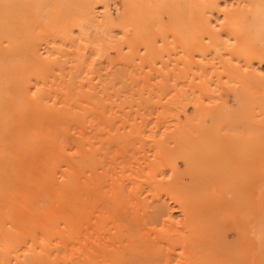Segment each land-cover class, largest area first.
<instances>
[{
	"label": "bare ground",
	"instance_id": "1",
	"mask_svg": "<svg viewBox=\"0 0 264 264\" xmlns=\"http://www.w3.org/2000/svg\"><path fill=\"white\" fill-rule=\"evenodd\" d=\"M121 74L134 82L142 80V85L157 78L166 90L178 89L181 86L176 88L175 83L189 76L192 81L200 78L199 86L196 79L195 83L190 79L184 83H192L188 88L199 91L195 101L180 90H174L175 95L171 92L167 102L157 100L163 104V110L158 113L157 108L154 113L163 121L168 119L166 123L170 116L176 121L174 130L169 128V136L158 138L154 132L148 134L143 129L147 126L138 121H134L135 126L133 121L130 123V131L124 127L120 137L116 135L128 150L134 146L130 152L135 151L137 142L143 145L150 141L156 148L152 156L137 148V156H141L137 157L136 169L130 168V177L129 172L123 174V168L119 174L121 165L113 164L115 170L107 162L114 170L107 168L110 166L105 162L104 148L112 143L110 134V141L103 140L108 143H104V151L96 150L95 121L103 112L98 110L101 105L98 106L97 83L106 86L107 80L114 84L121 79L125 85L127 77L122 79ZM214 77L219 86L226 82L224 90L242 91L233 94L243 107L230 106L223 100L227 111L216 109L208 87L215 83ZM129 85L125 87L128 89ZM116 101L108 105L134 104L133 100L130 104ZM238 108L245 113L242 115L241 110L239 114L244 119L240 117L239 121L247 120L249 124L252 117L251 128L248 127L249 133H253V154L247 156H253L248 160L251 177L246 175L247 166L243 172V168L236 169L233 164L230 168L234 169H230L229 163L226 172L222 161L225 158L220 159L226 148L231 157L243 146L239 141L245 139L243 144L249 143V128L243 129L245 138L235 141V135L241 132L233 128L240 116L236 117ZM179 109L185 110V124L179 118ZM130 113L134 115L132 110ZM128 118L130 115L125 116L123 124L125 120L129 124ZM190 120L192 123H187ZM203 122H209L208 128ZM221 127L222 131L225 127L237 132H222ZM124 131L129 132L125 135ZM221 132L230 136L226 148H222L221 142L226 135L222 139ZM245 145L248 151H243L247 153ZM221 148L224 151H219ZM122 149L126 150L120 147L118 152ZM122 151L113 156L122 157ZM99 153L105 155L104 161ZM206 153L211 158H206ZM177 155L184 157L185 170L176 163ZM207 159L212 163L219 159L222 165L217 164L225 166L222 170L228 176L224 177L221 169L217 171L216 163V170L208 167ZM236 170L241 171H237L239 179L242 173L247 176L241 178L243 185L242 181H235ZM125 178L130 180L129 184ZM167 198L179 205L185 221L174 218ZM237 203H241L239 210ZM219 210L226 215L229 210L228 215L223 218ZM247 210L263 223L249 215L246 219L263 228L264 0H0V264H239V242L235 241L237 237L229 240L223 232L226 226L222 218L235 214V220L230 218L235 223L238 213L245 214ZM235 227L230 230L237 231L240 226ZM249 247L247 244L245 249H252Z\"/></svg>",
	"mask_w": 264,
	"mask_h": 264
},
{
	"label": "rangeland",
	"instance_id": "2",
	"mask_svg": "<svg viewBox=\"0 0 264 264\" xmlns=\"http://www.w3.org/2000/svg\"><path fill=\"white\" fill-rule=\"evenodd\" d=\"M229 2H235L236 0H228ZM122 75V74H121ZM121 75H119V77L121 78L122 77V79H125L127 76H121ZM107 75H103V78H105ZM118 76V75H117ZM197 76V75H196ZM108 77V76H107ZM109 77H112V76H109ZM190 78H191V76H189ZM192 77H194V76H192ZM118 78V77H117ZM190 78H186V79H184V81H183V83H181L182 81L180 80L179 81V83L177 84V83H175V87L176 88H178L179 86H181V87H179L178 89H176V90H180V91H182V93H184L188 98H189V96L188 95H190V98L192 99L193 98V100L194 99H196L195 97H197L196 95H199V91L197 90V88L195 89V91L197 92H195L194 91V89L193 88H188V86L187 85H189V84H192L193 83V81L196 79V81H197V86H199V82L198 81H200V78L199 77H196L195 79L194 78H192L193 79V81L190 79ZM217 77H214L213 79H214V81H215V83L213 84V83H211L208 87H209V91H211L212 92V94H213V98L211 97V99L214 101V103H216V109H219L220 111H227V108H223V104L221 103V101H227L228 102V105H230V106H232V105H234L235 106V104L238 106V105H240V106H242L241 104H238V102H236V95H234L233 93H236V92H238L239 91V93H238V95L239 94H241L242 93V91L240 90V89H234V90H237V91H234V90H228V89H226V90H224V88L222 87V86H225V83L226 82H222V81H220V83L222 82V84H220V86H219V81L216 79ZM119 79V78H118ZM117 79V80H118ZM130 79H131V81H132V83H131V81H130ZM187 79H190V82L192 81V83H187L186 85L184 84L185 82H188V81H186ZM125 80H128V81H126V83H125V85H126V87H127V85H133V86H130L129 85V88H131V87H133V88H135V89H137V90H135L134 89V91H133V89H127L126 87H125V85H124V83H122V82H125V81H122L121 79H120V81L118 80V81H113L114 82V84H118V85H114L113 83H112V81L111 82H108V80H107V82H106V86L105 85H103V83H100L99 84V82L97 83V89L98 90H96L97 91V99L99 100V102L98 103H100V104H98V106L100 107V105H101V109H98V110H100L101 112H102V110H103V112L102 113H100V111L98 112V113H100L98 116H97V120L95 121V123H96V126H95V132H96V150L98 151H100V152H102V150H103V146L105 145L104 143H107V142H104V141H106V140H104V139H107L108 141H110L111 139H112V141H110L109 143H111V144H109V147L111 146V147H115V149H117V150H114V149H111V147H110V149H108L109 147H107V148H104V152L106 153H102V154H105L107 157H105L106 158V160H107V158H110L109 160H105V158H104V156L105 155H102L101 153H99V157H103L104 159L102 160L101 158H99V159H101L102 161H104L105 160V162H106V164H107V166H110V165H112V166H120L118 169L120 170V169H122L124 172H123V174L125 173V174H127V172H129L128 173V176L127 177H130L129 176V174H130V171H132V169H130V168H135L136 169V166L138 165V161H137V157L138 156H141V155H138L137 156V153L138 154H140L139 153V151H137V148H139V150L140 151H142V148H143V151H145L146 153H148V154H150L149 156H152L154 153H155V151H156V148H155V146L154 145H152V144H154V143H151L150 141H146V142H144L143 143V145L142 144H139V142H137L136 144H135V151H132L133 152V154H132V152H130L133 148H134V146H133V148H129V150L127 149L128 147H124V146H122V145H124V144H122L123 143V141H120V140H118L117 139V137H116V135L117 134H119V137H120V135H121V131L120 130H124V127L127 129V130H129V128H130V126H132L131 124H133V123H135L136 121H138V123L140 124V125H142L143 123V127L144 126H147V127H144L143 129H146V132L149 134V132L151 133H155L156 135H157V137L158 138H163L164 136H169L170 134H169V128H170V130H174V128L176 127V121L175 122H173V120H174V118H173V116H170V117H168L169 118V120H170V118H171V120H170V122H167L166 123V120H168V119H166V118H164V121H163V119L161 120L160 118H159V114L157 115L156 113H157V111L159 110V112L158 113H160V111L162 112V110H163V104H161L160 102H158L157 100H161V98H162V103H164V102H167L168 101V99L170 98L171 99V94L174 92V90H175V88L173 87L172 89H173V91H171V90H166V89H163L158 83H157V78L155 79V78H151L150 79V83L149 84H144L143 83V85H142V80H140V81H133V79L132 78H129L128 79V77H127V79H125ZM154 80L156 81V83H154ZM218 82H217V81ZM196 81H194V83L196 82ZM212 81V80H211ZM223 81H224V79H223ZM105 82H104V84H105ZM130 82V83H129ZM141 82V83H140ZM144 82V81H143ZM175 82V81H174ZM213 82V81H212ZM110 83H112V87H115V88H118V89H120L121 88V91H120V95H119V91H114V90H118V89H115V88H112L111 87V84ZM127 83H129V84H127ZM140 83V84H139ZM216 83H218V86L216 85ZM119 84H120V86H119ZM156 84V85H155ZM180 84V85H179ZM224 84V85H223ZM230 83H227L226 85H229ZM114 85V86H113ZM138 85V86H137ZM151 87H150V86ZM154 87H153V86ZM195 84H193V86H194ZM136 86V87H135ZM143 86V87H142ZM159 86V87H158ZM184 86V87H183ZM196 86V87H197ZM100 87H101V89H100ZM103 87H105V88H103ZM108 87V88H107ZM111 87V88H110ZM138 87V88H137ZM147 87L149 88V89H147ZM160 87L162 88V90H164V91H161V89H160ZM185 87H187L186 89H184ZM195 87V86H194ZM126 88V89H125ZM199 88V87H198ZM219 88V89H218ZM103 89H108V91H104ZM193 89V90H192ZM100 90V91H99ZM112 90V91H111ZM127 90H128V92H127ZM130 90V91H129ZM155 90V91H154ZM157 90V91H156ZM175 90V92H177ZM186 90H188V91H186ZM192 90V91H191ZM221 90V91H220ZM123 91H125L124 92V94H125V96H127L126 98L127 99H125V96H123L124 94H123ZM135 91H137V92H135ZM161 93H160V92ZM167 92V94H166V96L164 95V93H162V92ZM170 91V92H169ZM194 91V92H193ZM234 91V92H233ZM240 91H241V93H240ZM102 93V95H101V93ZM105 92H107L106 94H105ZM112 93L113 95H111L110 93ZM117 92V95L115 94ZM135 92V93H134ZM156 92H157V94L159 95L158 96V98H157V94H156ZM172 92V93H171ZM174 92V93H175ZM100 93V94H99ZM133 93V95H130V94H132ZM136 93H137V95H136ZM160 93V94H159ZM170 93V94H169ZM173 93V94H174ZM189 93V94H188ZM193 93V94H192ZM195 93V94H194ZM215 93V94H214ZM108 94H110L111 95V97L110 96H108ZM126 94H128V95H126ZM142 94V95H141ZM156 94V95H155ZM162 94V96L160 97V95ZM176 94V93H175ZM174 94V95H175ZM227 94V95H226ZM130 95V96H129ZM135 95V96H134ZM141 95V96H140ZM144 95V96H143ZM192 95H193V97H192ZM195 95V96H194ZM119 96L123 99H120L119 98ZM132 96V97H131ZM156 96V97H155ZM168 96V97H167ZM173 96V95H172ZM230 96V97H229ZM124 97V98H123ZM129 97V98H128ZM135 97H137V98H135ZM139 97V98H138ZM221 97V98H220ZM109 98V99H108ZM117 100L116 101V103H120V101H121V104H124L123 103V101L125 102V104H127L128 103V101H129V104H130V100H133V102H134V104H132V106L131 105H128L127 104V106H125V107H120L119 105H108L109 104V100H111V102H110V104L111 103H115V99ZM131 98V99H130ZM133 98V99H132ZM134 98H135V100L137 101V103L135 104V100H134ZM145 98H146V100H145ZM166 98H168V99H166ZM216 98V99H215ZM107 99H108V101H107ZM112 99H114V101L112 100ZM140 99V100H139ZM154 99V100H153ZM164 99L166 100V101H164ZM169 99V100H170ZM220 99V100H219ZM228 99V100H227ZM126 100H127V102H126ZM215 100H217L216 102H215ZM107 101V102H106ZM154 101H155V103H154ZM195 101V100H194ZM208 100H206L205 102H207ZM223 101V102H224ZM149 102V103H148ZM244 102V101H243ZM239 103H242V101H239ZM146 104H147V106H146ZM152 104V105H151ZM156 106H154V105ZM156 104H158V106L156 105ZM161 104V105H160ZM104 107H103V106ZM136 105H139L140 107H143V109L141 108L140 109V107L138 106H136ZM151 105V106H150ZM219 105H220V107H219ZM109 107V109H111V110H109V109H107L108 107ZM120 107V109H119V107ZM122 106V105H121ZM124 106V105H123ZM129 106H131V108L129 107ZM134 106V107H133ZM154 106V107H153ZM160 106V107H159ZM244 106H246V105H244ZM107 107V108H106ZM114 107V108H113ZM116 107V108H115ZM149 107V108H148ZM154 109H152V108ZM243 107V106H242ZM112 108H113V111H112ZM117 108L119 109L118 111H117ZM121 108H124L125 109V111H124V109H121ZM127 108H128V110H127ZM135 108V109H134ZM148 108V109H147ZM157 108H158V110H157ZM162 108V109H161ZM179 108H181V107H179ZM249 108H251V107H249ZM135 111H134V110ZM136 109H140V111L138 110V112H139V114L141 113V115L143 116H140L139 114H138V112H137V110ZM225 109V110H224ZM122 110V111H121ZM130 110H132V113H134V115L133 114H131L130 113ZM156 110V111H155ZM184 110V109H183ZM183 110H181V109H179L178 111H180V112H178V114H179V118H181L182 119V121H184V120H186L187 118L185 117L186 116V113L183 111ZM239 108H238V115H236V117H238L240 114H241V110H240V112H239ZM251 109H249V112H250V116H251V111H250ZM112 113H111V112ZM117 111V112H116ZM127 111H128V113H127ZM146 111V112H145ZM147 111H149V112H147ZM154 111L156 112V113H154ZM225 111V112H226ZM110 112V113H109ZM121 112V113H120ZM123 112V113H122ZM242 112H243V114L242 115H244L245 113H244V110H242ZM107 113L109 114V116L107 115ZM114 113V114H113ZM125 113H127V114H125ZM147 113V114H146ZM169 113V112H168ZM170 113H172V112H170ZM240 113V114H239ZM104 114V115H103ZM121 114V115H120ZM122 114L124 115V116H122ZM135 114H136V117H133V116H135ZM185 114V115H184ZM103 115V116H102ZM106 115H107V118H106ZM112 115H114V116H112ZM129 115H130V119L128 118L127 120H130V121H128L129 122V124L127 123V121L125 120V122H126V124H123V120L125 119V116L126 117H129ZM132 115V116H131ZM139 117H138V116ZM156 115V116H155ZM100 116H102V118L100 117ZM122 116L124 119L123 120H121V118L120 117ZM149 116V117H148ZM153 116V117H152ZM103 117H105L104 119H103ZM111 117V118H110ZM114 117V118H113ZM131 117H133L132 118V120H131ZM240 117H242L243 118V116H239L237 119H238V123L236 124L237 126H235V124H233V128L235 129V130H238V131H244V133H241V132H237V134L239 135L240 134V136L242 135V137H240V136H238L237 134L235 135V137L237 136V138L235 139V141L236 140H238L239 141V138H245V137H243V136H245L246 134H245V130L247 129V128H249L248 126H250L251 125V123H252V121H250L251 120V118L252 117H249L250 119H249V124L247 123V118L245 119L246 121H244L243 120V122H246L247 124H245V123H243L242 121H239L240 119ZM101 118V119H100ZM110 118V119H109ZM134 118H136L135 120H134ZM150 121V123H149V121H147V119ZM107 119V120H106ZM115 119H117V120H115ZM244 119V118H243ZM105 122H103V121ZM109 120H111V121H109ZM143 120V121H142ZM155 120V122H153ZM188 120V119H187ZM98 121H100L101 123H102V125H101V123L99 124L100 126H101V128H100V126L98 125ZM108 121V122H107ZM115 121H117V122H115ZM123 121V122H122ZM132 121H133V123H132ZM135 121V122H134ZM142 121V122H141ZM181 121V122H182ZM191 121V122H190ZM189 122H187V123H192V120H190ZM98 122V123H97ZM110 122V123H109ZM112 122H115V123H112ZM160 124H163L164 125V128L162 127L163 125H160ZM185 122L186 121H184V123L183 124H185ZM195 122V121H194ZM106 123H108V125L106 124ZM118 123V124H117ZM186 123V124H187ZM105 124H106V126H105ZM116 124V126H119L120 125V127H121V129H120V127H116V126H114ZM128 124V125H127ZM172 124V125H171ZM190 124H188L189 126H191ZM203 124L205 125V127H207L208 126V124H209V122H203ZM125 125V126H124ZM136 125V123L135 124H133V126H135ZM157 125V126H156ZM168 125V126H167ZM192 125H195V123H193ZM207 125V126H206ZM246 125V126H245ZM97 126H99V128H100V130H98L97 129ZM107 126H109V127H107ZM111 126V127H110ZM160 126V127H159ZM175 126V127H174ZM173 127V128H172ZM192 127H196V126H192ZM204 127V126H203ZM236 127V128H235ZM104 128H105V130H104ZM111 131H108V129ZM116 128V129H115ZM150 129L149 131H148V129ZM166 128H167V130H166ZM208 128V127H207ZM224 129H223V131L224 130H227L225 127H223ZM229 128V127H228ZM250 128H251V126H250ZM250 128L248 129V133L247 134H249V135H246V139L248 138V136H249V143H245V144H247L248 145V147H249V145L251 146V139H250V136H253V133L252 134H250L249 133V130H250ZM102 129V130H101ZM117 129H119V133H118V130ZM131 129V128H130ZM159 129V130H158ZM231 129V128H230ZM243 129H245V130H243ZM100 131V132H99ZM101 131L103 132V134L104 135H106V136H104L102 133H101ZM105 131H107V132H105ZM126 131V130H125ZM125 131L123 132V134H127L128 132H126L125 133ZM221 131H222V127H221ZM222 131V132H223ZM228 132L227 133H229V134H231V132H234V131H232V130H227ZM253 131V130H252ZM116 132V133H115ZM221 132V135H222V139H224L225 137V135H226V139H224L225 140V142H224V140L223 141H221L222 143H223V146H222V148L224 147V145H225V148L227 147V143H229V141L228 142H226V140H227V138H229L230 136H228L227 137V135L228 134H226V132H225V134H223ZM236 132H234V133H236ZM247 132V131H246ZM106 133H108V134H106ZM114 133V134H113ZM233 133V134H234ZM111 135V139H110V135ZM113 134V135H112ZM244 134V135H243ZM100 136V137H99ZM102 136V137H101ZM104 136V137H103ZM108 136V137H107ZM118 136V135H117ZM124 136V135H123ZM114 137H116V139L118 140V142H117V144L115 143L117 140H115V138ZM101 139H102V141H101ZM104 140V141H103ZM228 140H234L233 138L231 139H228ZM241 140V139H240ZM244 141H245V139H243ZM120 141V142H119ZM244 141H239V142H241L242 144H241V149H239L238 148V151L239 152H237V150L234 152L235 154H234V156H231L230 157V155L228 154V148H226L225 149V151L224 150H222V148L219 150V151H224L223 153H222V156H221V160L222 159H224V160H222L223 161V165H226V168H225V166H219L220 164H221V162L219 163L218 162V160L219 159H216V161H214V163H212L213 161H212V159H213V157H212V159L210 160V161H212V162H209L208 160L209 159H207V162H208V164L210 165V166H208V167H210V168H215V169H213V170H216V167H215V163H216V165H218V168H217V171L218 172H220L219 170L221 169L222 170V167H224L225 168V170L226 169H229L230 167H231V165L233 164V166H234V168L236 167V169H244V170H242L243 172H245V166H247V167H249V169L248 170H246V175L248 176V177H251L250 175H251V173L249 174V170H250V161H248V160H251L250 158H252V157H250L249 159L247 158V156H251V154H253V151L251 150L252 149V146L250 147V148H248L247 147V149H249V152H247V153H245L244 151H248V150H245V147H244V145L245 144H243L244 143ZM97 142H99V144H97ZM101 142V143H100ZM150 142V143H149ZM239 142H234V143H236L235 145H237V144H239ZM246 142V141H245ZM247 142H248V140H247ZM120 143V145H118ZM222 143H220L221 145H222ZM226 143V144H225ZM230 143H232V142H230ZM100 144H102V145H100ZM108 144V143H107ZM106 144V146H108ZM139 144V146L141 147V146H143V147H139V146H137ZM219 144V146H221ZM233 144V143H232ZM114 145V146H113ZM118 145V148H125L127 151H129V152H127L126 150H124V149H122V150H120L119 152H121L122 151V153H121V155H122V157L120 156V158H122V159H124L125 160V162H123L122 161V159L120 160V158L118 157L119 155H120V153L118 152V148L116 147ZM146 145V146H145ZM101 146V147H100ZM126 146V145H125ZM152 146V147H151ZM230 146H231V144H230ZM232 146H234V145H232ZM239 146H240V144H239ZM246 146V145H245ZM145 147H146V149H145ZM229 147V146H228ZM100 148H101V150H100ZM155 148V149H154ZM220 148V147H219ZM106 149H108V150H110V151H112V152H110V151H106ZM145 149V150H144ZM155 151H154V150ZM241 150V151H240ZM244 150V151H243ZM143 151L141 152V153H143ZM153 151H154V153H153ZM158 151V150H157ZM221 151V152H222ZM110 153V157H108L109 156V153ZM137 152V153H136ZM144 152V153H145ZM207 152H210V151H207ZM241 152V153H240ZM242 152H244V156H242ZM251 152V153H250ZM108 153V154H107ZM113 153L115 154V153H119V155H116V157H115V155L113 156ZM129 153H130V156H129ZM211 153V152H210ZM238 153V155L240 154V156L238 157V155H236ZM249 153H250V155H249ZM126 156H125V155ZM208 154V155H207ZM247 154V155H246ZM112 155V156H111ZM134 155V157H132ZM206 155H207V157H206ZM206 155H205V157L206 158H211V156H210V154L209 153H206ZM127 156H129V157H127ZM209 156V157H208ZM219 156V157H220ZM113 159H112V158ZM125 157V158H124ZM178 157H179V159H178ZM204 157V156H203ZM233 157V158H232ZM244 157L246 158V159H244ZM129 158H133L131 161L130 160H128ZM139 158V157H138ZM175 158H176V155H175ZM231 158V159H230ZM111 159H112V161H111ZM119 159V160H118ZM205 159V158H204ZM228 159V161H225V160H227ZM239 160V162H238V160ZM100 160V161H101ZM115 160H116V162H115ZM118 160V161H117ZM127 160V161H126ZM178 162H177V161ZM175 161H176V163H178V166H179V168H181L182 170H185V168H186V161H185V159H184V157H180V155H177V159H176ZM220 160V161H221ZM237 160V161H236ZM245 160V161H244ZM99 162L100 163V165H101V163H103V162ZM121 161L124 163H121ZM132 161H134V162H132ZM185 161V162H184ZM205 161H206V159H205ZM107 162H109L110 163V165H108V163ZM115 162V163H114ZM118 162H120V163H118ZM131 164H130V163ZM247 162V163H246ZM134 163V164H133ZM218 163V164H217ZM229 163H231V164H229ZM105 164V163H104ZM114 164V165H113ZM118 164V165H117ZM126 164V165H125ZM204 165H205V163H203ZM212 164H213V166H212ZM229 164V165H228ZM245 164V165H244ZM99 165V166H100ZM103 165V164H102ZM101 165V166H102ZM129 165H132V167L131 166H129ZM222 165V164H221ZM227 165H228V167H227ZM236 165V166H235ZM112 166H110V167H107V168H110L111 170L113 169V167ZM115 166H114V169L115 170H117L116 168H115ZM124 166V167H123ZM127 166V167H126ZM128 166H129V168H128ZM203 166V165H202ZM206 166V165H205ZM205 166H203L202 168H205ZM232 166V167H233ZM245 167V168H244ZM234 168H230V169H234ZM113 169V170H114ZM112 170V171H113ZM118 170V171H119ZM122 170H120L119 171V174H122ZM127 170V171H126ZM130 170V171H129ZM239 170H236V174L235 175H233V176H235L234 178H235V181L236 180H238V181H236L237 183L238 182H240L241 183V181L243 180H241V178H243V177H247L246 175L244 176L243 175V173L240 175V179H239V176H238V173H237V171L239 172ZM117 171V172H118ZM224 171V169L221 171V172H223ZM229 170H226V172H228ZM225 171L223 172V173H221V174H226V175H224V177L225 176H228L227 175V173H226ZM233 172V171H232ZM239 173H241V171L239 172ZM113 174H115V173H113ZM160 176H161V173H160ZM223 176V175H222ZM236 176H238L237 178H236ZM244 179H246V178H244ZM250 179V178H249ZM125 180L127 181H125L127 184H129V179H126L125 178ZM251 180V179H250ZM244 181V180H243ZM243 181H242V184L241 185H243ZM249 181V180H248ZM240 183H238V184H240ZM249 183H251V182H249ZM240 185V187H242L243 188V186H241ZM238 187V186H237ZM237 190H238V188H237ZM239 193H241L240 191H238ZM194 193V192H193ZM192 193V194H193ZM191 194V195H192ZM195 194V193H194ZM194 196V195H193ZM214 196H216V195H214ZM241 196V195H240ZM196 197H197V195H196ZM196 197H194V198H196ZM223 197V196H222ZM165 197H163V199H164ZM211 198V197H210ZM149 199L151 200V197H149ZM167 199H168V201H167ZM167 199H165V201L168 203V204H170L169 206H170V208H172V212H173V214H174V218L175 219H177V220H183V221H185V219H184V215L182 214V211H181V208L179 207V205L178 204H176V203H171V201L169 200V198H167ZM197 199V198H196ZM195 199V200H196ZM200 199H197V201H199ZM240 202H242V200H240ZM198 203V202H197ZM153 205H154V207H155V205L156 204H154V203H152ZM171 204H172V206H171ZM240 204L241 203H239V205H238V203H237V205H236V207L238 208L239 206H240ZM242 204H243V202H242ZM152 205V206H153ZM195 205H198V204H195ZM244 205V204H243ZM151 206V207H152ZM246 206V205H245ZM150 207V211L152 212V208ZM196 207V206H195ZM198 208H199V206H197ZM196 207V208H197ZM241 207H243V206H241ZM100 208V207H99ZM197 208V209H198ZM235 208V207H234ZM245 208V207H244ZM236 209V208H235ZM247 209V208H246ZM155 210V209H154ZM222 210V209H221ZM231 210V209H230ZM233 210V209H232ZM238 210H239V208H238ZM241 210H242V208H241ZM130 211H132V209H130ZM129 211V213L131 214V212ZM220 211V210H219ZM228 211L229 210H227V215H228ZM234 211V210H233ZM236 211V210H235ZM248 211V210H247ZM222 212H225V211H222ZM237 212V211H236ZM243 212V211H242ZM241 212V214H239L238 213V216L237 217H239V218H237V222H235V223H237L236 225H237V227H238V225L240 226V227H238V228H241V229H238L237 227H235L233 224H235V223H233V221H230L231 219L230 218H232V220H235L234 219V217H235V214H234V216H232L231 215V217H228V218H225L226 219V221H225V219H223L224 217H226L227 215L226 214H223V213H221V211H220V214L223 216V218H222V216L221 217H218V218H222V223H224L225 224V226H226V230H224L223 231V229L225 228V227H223V229H222V231L224 232V233H227V235H228V238H229V240H233V238H236L235 239V241L236 242H239L238 244H237V246L239 247V256H240V260H239V264H264V232H262L263 231V228H264V226H262L261 225V227H263V228H260V227H258V224L257 223H254V221L253 220H251V219H256V221L259 219H257V218H254L253 216H254V214L252 213V215L250 216V214L251 213H249V211L248 212H246L245 213V211H244V213L245 214H243ZM153 213V212H152ZM152 213H150V214H152ZM247 213H249V214H247ZM129 214V215H130ZM149 214V215H150ZM154 214V213H153ZM212 214V213H211ZM210 214V215H211ZM213 214H214V212H213ZM219 214V215H220ZM230 214V213H229ZM215 215V214H214ZM213 215V216H214ZM216 215H217V213H216ZM215 215V216H216ZM225 215V216H224ZM242 215V216H241ZM246 215H247V217H248V215L250 216V218H248V219H246ZM131 216V215H130ZM201 216V215H200ZM207 216V215H206ZM218 216V215H217ZM245 216V217H244ZM153 217V216H152ZM211 217V216H210ZM207 218V217H206ZM214 218V217H213ZM216 218V217H215ZM243 218V219H242ZM211 219V218H210ZM217 219V218H216ZM246 219V220H245ZM219 219H217V221H218ZM242 220V221H241ZM247 221L248 223H246V222H244V221ZM262 219L260 218V220H259V222L261 221ZM211 221V220H210ZM216 221V220H215ZM220 221H221V219H220ZM220 221H218L219 223H221ZM240 221V222H239ZM250 221V222H249ZM213 222V221H212ZM258 222V221H257ZM258 222V223H259ZM262 222V221H261ZM260 222V223H261ZM227 223V224H226ZM228 223H230L231 225H233L235 228H237V231H238V234L236 233L237 231H232V230H230V228H232L233 226H230V224H228ZM245 223L247 224V225H245ZM250 223V225H248ZM251 223H254L253 224V226L251 225ZM263 223V222H262ZM242 224H244V226H241ZM220 225V224H219ZM260 225V224H259ZM224 226V225H223ZM214 227V226H213ZM213 227H212V229H213ZM217 227V226H216ZM222 228V225H220V226H218L217 228ZM233 227V228H234ZM244 227H246V229L244 228ZM217 228H216V230H217ZM219 228V229H220ZM232 228V229H233ZM209 229H211V228H209ZM252 229H254V230H252ZM236 230V229H235ZM240 230H241V234L239 233L240 232ZM246 230H247V233H246ZM248 230L250 231V233L248 232ZM252 230V231H251ZM244 231V232H243ZM209 232H210V230H209ZM212 232V231H211ZM214 232H216V231H214ZM218 232L219 233H221L219 230H218ZM222 232V233H223ZM243 232V233H242ZM213 233V232H212ZM214 235V234H213ZM220 235V234H219ZM216 236V234L214 235V237ZM226 236V235H225ZM217 238L219 237V236H216ZM247 239V240H246ZM253 240V242H251V244L248 242V240ZM248 242V243H247ZM247 244H249V248H252V249H250L249 251H247L245 248H246V246H247ZM252 245V246H251Z\"/></svg>",
	"mask_w": 264,
	"mask_h": 264
}]
</instances>
